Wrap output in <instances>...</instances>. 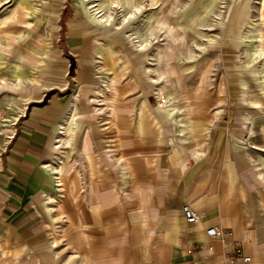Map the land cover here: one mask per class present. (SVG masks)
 <instances>
[{"label":"rangeland","instance_id":"rangeland-1","mask_svg":"<svg viewBox=\"0 0 264 264\" xmlns=\"http://www.w3.org/2000/svg\"><path fill=\"white\" fill-rule=\"evenodd\" d=\"M75 92V116L45 161L60 163L54 182L64 183L44 196L56 249L70 224L57 205L79 192L90 211L89 181L113 185L123 206L124 188L134 203L136 185L155 173L163 179L129 158L139 133L158 134L160 147L179 154L203 137L213 163L219 134H227L233 162L244 145L237 134H264V0H0V158L29 107L56 97L64 114ZM18 96L29 99L22 109L12 106Z\"/></svg>","mask_w":264,"mask_h":264},{"label":"crops","instance_id":"crops-1","mask_svg":"<svg viewBox=\"0 0 264 264\" xmlns=\"http://www.w3.org/2000/svg\"><path fill=\"white\" fill-rule=\"evenodd\" d=\"M63 105L61 98L51 97L43 108L29 107L20 133L2 151L0 264H264V134H237L244 145L234 152L236 162L227 157V134H219L220 161L213 163L203 137H195L190 154H179L174 146L160 147L158 134L139 133L135 145L140 147L130 150L135 159L131 153L129 158L140 171L164 172L163 179L155 173L150 175L155 180L136 185L139 196L134 203L124 188L123 206L116 204L113 185L89 181L90 211L82 209L79 192L57 205L70 224L66 242L56 249L52 208L46 204L60 188H55L45 161L58 148ZM13 133L8 128L5 134ZM67 201L74 204L68 206ZM186 203L197 211L199 222L187 223L182 213ZM41 204L42 222L37 214ZM209 226L222 228L225 242L208 236ZM234 247L250 262H244Z\"/></svg>","mask_w":264,"mask_h":264},{"label":"bare ground","instance_id":"bare-ground-1","mask_svg":"<svg viewBox=\"0 0 264 264\" xmlns=\"http://www.w3.org/2000/svg\"><path fill=\"white\" fill-rule=\"evenodd\" d=\"M135 11H136V9H134L133 11H130V14H133V13H135ZM108 15V14H107ZM101 18H104V20H105V22H108L110 19H109V16H105V15H102L101 16ZM19 80H28V82L29 83H33V82H35V80L36 79H28V78H26L25 79V77L24 76H19ZM30 80V81H29ZM72 96H74V101H72V103L71 104H69L68 105V111L65 113V115L63 116V118H62V121L59 123V126H58V134H66L67 133V127H66V124H67V122L69 121V119L71 118V117H73V116H75V113H74V110L76 109V103H75V99L77 98V95H76V92H75V94L74 95H72ZM18 105L16 104L17 102L16 101H14L12 104V106H16V108L17 109H20L21 108V104H22V102H27V101H29V99H24V98H22V97H20V96H18ZM25 104V103H24ZM23 104V105H24ZM3 127H8V124L6 123V124H4L3 125ZM58 136V135H57ZM59 141H60V139H59ZM59 146V145H58ZM59 160V159H58ZM57 160V161H58ZM61 167V165H60V163H56L55 161H54V163H50V164H48V168L50 169V171L52 172V174H54L53 175V177L55 178V179H58V180H61V179H59L60 178V176L58 175V174H60L61 173V171H60V168ZM57 186H62L63 185V182H59L58 184H56Z\"/></svg>","mask_w":264,"mask_h":264},{"label":"built area","instance_id":"built-area-1","mask_svg":"<svg viewBox=\"0 0 264 264\" xmlns=\"http://www.w3.org/2000/svg\"><path fill=\"white\" fill-rule=\"evenodd\" d=\"M182 213L184 215V217L186 218L187 223H197L199 222L200 218H199V214L197 213V211L188 203L184 204L182 206ZM206 234L212 238H219L221 239L223 242H225V232L222 228L218 227V226H209L206 228L205 230ZM234 251L238 252L239 254H241V252H239L238 249H236V247H234ZM241 259L244 262H250V257L249 256H244L241 254Z\"/></svg>","mask_w":264,"mask_h":264}]
</instances>
